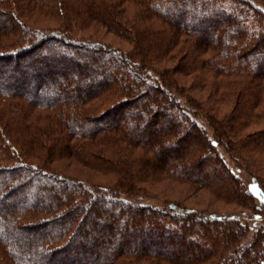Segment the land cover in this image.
I'll use <instances>...</instances> for the list:
<instances>
[{
    "label": "trees",
    "instance_id": "1",
    "mask_svg": "<svg viewBox=\"0 0 264 264\" xmlns=\"http://www.w3.org/2000/svg\"><path fill=\"white\" fill-rule=\"evenodd\" d=\"M26 1V6L49 8L59 25L44 30L29 26L22 20L23 3L0 0L1 33H20L13 47H0V72L7 71L5 77L11 80L0 79V115L10 114L8 125L0 127V264H132L142 258L164 259L166 253L171 254L167 260L178 264H264V224L245 242L250 226L233 217L217 228L221 218L212 214L199 218L193 209L175 205L162 211L128 198L136 194L138 183L157 179L169 169L172 176L198 186L218 180L202 173L208 164L205 151L222 167L214 151L218 138L235 135V126L244 121L264 119V11L248 0ZM11 2L12 9L5 11ZM71 22L76 27L102 25L131 47L122 50L68 39L62 32H72ZM36 44L47 47L35 52ZM67 47L74 48L72 55ZM159 64L157 71L154 66ZM71 69L76 71L75 81L68 76ZM175 74L192 75L194 89L197 84L205 88L206 77L213 81L205 97L183 96L182 103ZM219 77L218 84L223 85L214 82ZM28 81L35 82L33 88L24 90L21 84ZM219 87L225 92L221 99L233 97V104L220 121H211L214 115L208 119L217 140H207L183 108L193 109V114L215 111L205 104L218 101ZM144 94L150 99L142 111L149 117L139 124L143 112L137 111L129 123L123 116L126 107ZM18 95L31 106L54 112L53 119L64 130L58 141L63 152H71L85 165L113 170L117 188L92 189L47 170L44 162L41 166L26 162L12 133L20 129L28 134L24 143L37 144L46 132L32 127L23 111L16 115ZM91 100L99 102L86 107ZM105 101L109 106L98 111ZM88 144L93 150L87 149ZM106 144L115 147L107 151L102 147ZM226 147L246 153L240 154L245 168L264 163V155L257 156L264 154V125ZM54 149L52 145L49 152ZM132 149L139 152L134 155ZM253 181L245 186L247 196L255 209L263 208L257 201L261 194L264 205V186L256 177ZM114 210L128 211L129 219L120 222ZM255 217H260L256 211L251 218ZM85 218L98 230L79 232ZM196 225L202 227L209 248L197 244L191 253L176 251L182 244L192 249L186 235L196 232ZM166 241L171 246L165 250Z\"/></svg>",
    "mask_w": 264,
    "mask_h": 264
},
{
    "label": "rangeland",
    "instance_id": "2",
    "mask_svg": "<svg viewBox=\"0 0 264 264\" xmlns=\"http://www.w3.org/2000/svg\"><path fill=\"white\" fill-rule=\"evenodd\" d=\"M248 1L254 6L261 9L262 11H264V0ZM18 2L23 3V5L25 6L27 5V1L25 2V0H18ZM13 4L14 2L9 3L6 9L4 10L6 11L8 9H12ZM0 11H3V9H1ZM24 14L26 17L22 20L25 21L27 25L35 28L40 27L42 30H44L45 28H57V26L59 25V20L54 16V13L49 8H37L34 7L31 3H29L28 6H26V11ZM189 15V13H186L185 17L188 18ZM70 25L71 27H73L71 33L66 34L62 32L68 39H76L74 41H77L78 39H85L86 41L90 40L94 42H100L110 47H116L122 50H127L131 47V45L127 41L116 37L109 29H106L102 25H94L92 23L84 27H76L77 25L74 22H71ZM19 35L20 33H18L17 30L8 31L5 33H1L0 31V47H2L3 49L13 47L15 44L14 42L16 39H18ZM46 47L47 45L45 44L41 45L40 47H38V44H36L34 50L35 52H39L40 50H45ZM67 50L69 51L70 55H72L71 52H73L74 48L67 47ZM175 59L176 58L173 57L172 62H174ZM0 64H2L1 60ZM154 67V69L160 71V64ZM10 73L12 72H9L8 74ZM6 74L7 71L0 72V79L2 78L1 80L4 81L10 80L9 77H5ZM75 74L76 71L74 69H71L68 72L69 78L74 81L77 79ZM174 77L177 80L176 83L178 85V89L182 88V96L177 95L178 100L180 99L182 103L185 102L184 97L187 95L191 96L192 98H198V95L205 97V94L208 92L209 85L213 81L211 77H206L205 88H202L203 85L200 84L199 86V84H197V86L195 85L196 88L194 89L192 84V75L181 76L179 74H175ZM220 79V77L217 79L215 78L214 82L218 84V81H221ZM224 80L225 79H222V81ZM34 83L35 82L28 81L27 83H22L21 87L24 90L28 88L31 89L33 88ZM219 84L223 85L224 83L221 82ZM43 90L44 88L41 91ZM216 92V99H218V101L212 99L210 101L212 102V104H210L209 102L205 104L208 106V108L212 105V108L215 110L213 112L212 110H210L211 112L207 111L205 114V112L202 113L199 110L196 114H193V109H189L186 106H184L183 108V111L189 113V118L193 119L194 122L201 127L207 140L214 138L217 140L216 129L208 119L211 117V115H214V119H212L211 121H220V116L227 114L233 104V97H231L229 100L225 97L221 99V95L225 94L224 88L219 87ZM147 98L148 97L145 94L141 95V97L136 98L131 103H129V105L126 107V110L124 109L125 111L123 113V116L129 123L135 121L137 117H135L136 115L134 112L137 111H140L141 113L143 112L142 115L144 116V118L142 116L140 117V119H138L139 124L145 122L147 117H149L148 112H144V110L142 111L143 103L146 100L150 99ZM14 100L19 104V108L14 110L17 112H15L16 115L20 117V112L23 111L27 117L25 120L29 124H31L32 127L37 126L46 132V136H42L37 144H32L30 143V141H28L29 144L24 143L25 141L29 140L27 138L28 134L26 132H22L20 129H18L15 133H12V136L14 137L16 142L13 144L17 148L18 153L21 151L23 158L26 162L36 164L37 166H41V164L44 162L47 170L57 173L62 177L71 180L80 182L82 181L88 186H90V188L92 189L101 187H107L109 189L117 188L113 170L111 171L109 168L107 169L104 166L94 167L92 165H85L84 161H80V159H75L74 156H71V152H63V145H58V141L64 137V130L62 126L58 122H55V120L53 119L54 112L45 111L44 109H41L37 106H31L27 104L24 100H22V98H20V95H18L17 98H14ZM98 102L99 100H91L85 106H93L94 103ZM108 103V101L100 103V106H98V111H104L105 108L109 106L107 105ZM181 111L182 109L180 108V112ZM48 112L52 113L51 116H49L50 118H48ZM8 116H10V114H6L5 112L1 113L0 120L2 123H0V127L1 125L3 126V123L8 125V123L6 122L8 121ZM17 116H14V118L19 121V119H17ZM11 125L15 126L12 123ZM263 125L264 119H252L244 121V123H240V125L235 126L237 131L235 135H230L229 133V135L227 134L226 137L218 138L220 143L218 145H215L214 151L217 153V156L221 160L222 167H218L214 164V160L212 158L213 156L210 151H205L208 156V164L204 165L202 173L206 174L210 178L215 175L216 177H218V180H213L210 182V184L207 185L198 186L189 181L181 180L178 177L172 176L171 170L169 169L166 173H163L161 176L157 177V179H147L143 183H138L137 189L135 188L136 194L128 196L129 200L132 202L136 201L140 204L159 208L162 211L169 209V205H175L176 207H179L181 209H193L194 212L192 214L199 218H202L205 215L207 216L209 214H212L213 217L221 218L219 223L217 224V228H221V226L225 224L224 222L228 220L229 217H233V219L237 220L240 224H249L250 231L246 234L244 239L245 242L249 241L251 234L255 231L256 227L264 224V205L261 204L263 198L260 194L261 199H258L259 201H257V203L263 208L255 209L254 201L247 196L245 186L249 187L250 185H253L252 183H255L253 181V177H256L257 180L260 181L264 186V163L257 162L255 164H252L250 167L245 168V166L240 161V158H242L240 154L245 155L246 153L240 148L236 150H230L226 147V145L229 143H237V141L241 138H244L245 135L257 132L263 127ZM162 129L164 130L165 128L162 127ZM52 145L55 146L54 153L49 152V148ZM90 145L93 144L90 143ZM90 145L88 144L87 149L93 150ZM102 147L107 148V151H111L112 149H114L115 146L106 144ZM132 150L131 152L134 155L139 152L138 149ZM204 155L202 154L201 156ZM263 155L264 154L259 153L257 156L261 157ZM217 183L226 184L227 187H230L232 189H230L229 191H226L224 189H218L216 188ZM106 208H109V204H106ZM255 211L260 214V217H255L254 219H252V212ZM114 213L116 214L117 218H119L120 222H126L129 219L128 211L121 214L120 210H114ZM119 213L121 215H119ZM163 221H165L167 224L171 223L168 218H164ZM201 228L202 227L200 225H196V232L190 233V235H186V239L188 238L187 240H190L191 242L192 249H189L188 246H184L182 244V246L177 247L176 251L180 253H191L194 248V245L197 244L204 245L209 248V244L206 243L207 240L202 237ZM208 228H210V230L216 229V227ZM78 229L79 232H81L82 229H85L87 232H94L98 230L97 226L86 218L81 223H79ZM115 230H118V232L120 231V229L118 228ZM131 244L132 242H130L129 244L130 248L133 246ZM137 246L138 245H136V247ZM170 246L171 244L166 241V243L163 245V249L166 250L167 248H170ZM150 248L153 249L155 247L150 246ZM166 254V256H171V254L169 253ZM166 256L164 259H153L151 257H149L148 259L142 258L140 260L134 261L132 264H178L175 260H167Z\"/></svg>",
    "mask_w": 264,
    "mask_h": 264
}]
</instances>
